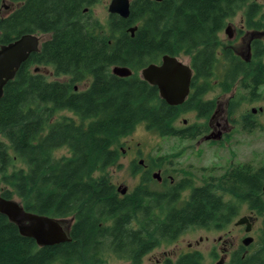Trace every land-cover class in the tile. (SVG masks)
Wrapping results in <instances>:
<instances>
[{"label": "trees", "instance_id": "16d2710c", "mask_svg": "<svg viewBox=\"0 0 264 264\" xmlns=\"http://www.w3.org/2000/svg\"><path fill=\"white\" fill-rule=\"evenodd\" d=\"M6 1L18 7L2 16ZM97 1L0 0V45L23 34L50 35L3 88L1 197L17 198L31 213L74 218L69 242L39 248L0 215V264H101L106 251L139 264L152 249L173 243L189 228L219 229L228 223L229 204L218 193L261 189L263 168L254 170L252 188L231 171L208 178L184 201L179 196L184 185L162 192L139 186L119 197L107 169L117 161L115 144L138 125L172 137L177 135L173 122L186 109L204 115L213 103L199 99L214 82L224 92L238 82L253 95L264 86L261 45L255 46L254 62L226 57L228 67L237 69L214 79L216 33L224 19L243 10L247 27L261 30L264 7H254V0H130L129 17L110 15L104 27L89 12ZM134 26L131 36L128 29ZM165 55L188 57L194 72L192 93L182 106L167 105L157 88L138 75ZM34 65L50 66L54 77L68 79L48 80L31 70ZM115 66L132 75L116 77L111 73ZM62 112L78 120L65 115L54 119ZM62 148L69 155L55 157ZM258 240L252 259L240 264H264V221Z\"/></svg>", "mask_w": 264, "mask_h": 264}, {"label": "flooded vegetation", "instance_id": "af4514ba", "mask_svg": "<svg viewBox=\"0 0 264 264\" xmlns=\"http://www.w3.org/2000/svg\"><path fill=\"white\" fill-rule=\"evenodd\" d=\"M253 5L256 8L257 7L263 8L264 2L259 3L254 0ZM16 7H18V5ZM40 36L42 38L45 35H40ZM216 37L219 41L218 57H219V62L222 65L220 66L221 74H223L225 70L235 71L237 69V67H228L227 60H225L226 57L228 56L235 57L238 59L239 62H246V63L252 61L254 62L253 59L255 58L254 57L255 46L261 45V47H264V29L261 30L249 29L246 25V19L243 10L237 11L232 16L224 19L221 29L216 33ZM44 41H41V39L39 40V48ZM238 44H244L243 49H242V45L240 46V48H238L237 47ZM160 62L161 60L156 65H159ZM263 62H264V55L262 56V63ZM188 65L190 66V64ZM34 67L35 68L32 69L34 73L39 72L43 75L45 74L44 73L46 69L45 67L47 66L34 65ZM245 70L247 71L248 69ZM140 71L138 75L141 78ZM193 75L194 72L192 70V78ZM241 87L242 86H240V84L237 82L236 84L233 85V87L229 91L231 92L239 88L243 90V88ZM262 87L264 86H261L258 89H256V93ZM76 89L77 88L75 87V90ZM219 89H222L221 86H219ZM244 91L247 92L249 90L244 89ZM191 93H192V88L190 83L188 96L186 97V99L182 104L177 106H182L189 99ZM208 93L203 94V96L201 95L199 99L201 103H206V102L213 103L211 109H208L204 115H201L198 112L197 108L186 109L183 113H181V114L191 113L197 119L202 121L208 119L206 121V124L190 125L187 123L186 120H183L182 127H176L174 121L173 127L175 128L177 135L172 136L170 138L180 139L178 136L183 134L185 135V138L180 140L196 141L197 143H199V141H203V142L217 144L220 147L226 145L227 143L229 144L233 134L231 124H234L235 121L232 120L231 118L227 119L226 117L221 116L225 112L221 109L222 104L220 99L216 101L206 100V99L203 100V97H205ZM247 93L250 94L251 99L255 98L256 96V93L254 95L251 94V92H247ZM229 98H230L229 100H231V98H233V95L231 94ZM259 111H261V109H259ZM255 113L256 110L254 108H251L250 114L240 120V122H242L240 124L243 132L249 133L250 128L254 127L255 124L251 120L252 118L251 116L252 114ZM207 137L210 138L206 139ZM190 153L191 152L189 151L187 152L188 155ZM121 155L123 156L127 155L126 157L129 158L127 171L130 174V176L135 179V185L131 191H128L127 186H123V185L119 186V188L116 189V192L119 197H123L129 194L136 187L139 186H143L145 190L153 192L154 190L151 189L152 185L161 187L162 189H164V191L171 190L172 188L174 189L179 185L182 186L184 185L186 186V188L183 191H181L180 194L186 190L188 192L186 197L187 199L192 189L203 186L206 180L211 177L208 176L207 179L205 178L200 179L199 176L195 177L193 174L190 175L188 172L186 173L183 172L181 169L176 168L177 164L174 161V156H169V157L168 155L161 156L157 152L154 154L148 153L144 155L140 149H136V148L132 149L131 147H128L127 150L121 149ZM119 158L120 157L118 154L117 161L119 160ZM189 167H191V165ZM261 168H263L264 170V166L254 167L253 164L250 162L234 163V164H230L228 168L224 169L220 175H218L217 177L213 176V178L219 179L229 175L231 171H235L236 174L234 175V178L235 179L238 178V180H243L249 188L250 187L252 188L254 182V178H253L254 170H258ZM198 172H200V170H198ZM200 180L201 183H199V185L194 184V182ZM260 188H261L260 190H257L259 191L258 193H253V190L251 189L250 193L248 192L242 195L218 193V196H220L221 200L224 203L229 204L228 206L229 212L227 213L231 219L224 226H221L219 229H216L220 232H223V235L219 236L216 240L217 242L222 244L220 248L219 259L217 258V255L215 253L214 254L212 253L210 255V259L212 262H214V264H225L227 262L226 261L227 259L229 260L228 264H240L242 260L246 259V261H248V259H252L254 251H250V246L253 245L254 238L251 235L254 233H261L262 222L264 221V178L260 182ZM123 189H125V193L122 195L118 192V190L121 191ZM241 219H243V223L237 225V222ZM190 229L192 228H189L186 231ZM225 229L226 231H224ZM247 238H250L251 241L248 243V245H245L243 244V242ZM201 241L202 239L199 238V240L195 242V245H198ZM155 249H157V247H155L149 253L143 256L139 264H142L143 258L148 256ZM193 259H196L197 262L196 264H200L201 263L200 252L196 250L195 247L192 246V244H187L186 249L182 251L174 250L172 253L164 252L160 259H154L153 261L155 264H193L192 262ZM149 261L152 262V259L149 258Z\"/></svg>", "mask_w": 264, "mask_h": 264}, {"label": "rangeland", "instance_id": "374dc122", "mask_svg": "<svg viewBox=\"0 0 264 264\" xmlns=\"http://www.w3.org/2000/svg\"><path fill=\"white\" fill-rule=\"evenodd\" d=\"M256 2L262 3L264 0H255ZM110 0H98L90 8L89 12L95 20L100 25L106 27L108 20V11L107 6ZM18 5V3H10L8 1L3 3L2 7V16L10 14ZM41 41L47 40L50 35L46 34L41 38L40 35H37ZM39 39V40H40ZM242 49L244 44H238L237 47ZM184 64H189L188 57H178ZM220 62L217 64L215 70L214 79L219 78L220 76ZM33 66L31 68L34 69ZM45 76L48 80H67V77H54L52 68L50 66L45 67ZM215 81V80H214ZM213 81V82H214ZM87 87V83L80 86L81 89ZM233 95V98L229 100L230 95ZM221 97V98H220ZM219 100L221 101L222 110L225 112L221 116L226 117L227 119L231 118L235 121L232 126V138L230 139L229 144L223 145L220 147L217 144L208 143L199 141H185L177 138L170 137H160L153 132H149L141 124L135 127V129L127 136L120 139L116 144V150L119 154V160L113 166L107 169L110 182L114 185L115 190L119 186H127L128 191H131L135 185V179L130 176L128 173V159L125 155H121V149L127 150L128 147L132 149H140L144 155L148 153H158L161 156L168 155L174 156V161L176 162V168L181 169L183 172H188L190 175L193 174L195 177L207 179L208 176L217 177L222 173V171L229 167L230 164L234 163H244L250 162L254 167L264 166V87L260 88L256 93L255 98L251 99L250 94L243 91L242 89H236L234 91L224 92L222 89H219V86L216 82L213 83V86L209 93L203 97V100ZM251 108L256 110L255 114H252L251 120L254 122V127L250 128L249 133H245L241 129L240 120L250 114ZM261 109V111H259ZM62 115L72 117L75 120H78L76 116L71 113L62 112L57 114L54 119H59ZM186 120L188 124H206L208 119L205 121L197 119L193 114H180L176 120V127H182V121ZM191 152L189 155L187 152ZM69 153L65 148L57 150L55 152V157L68 156ZM119 164V165H118ZM191 165V167H189ZM18 167V166H17ZM200 170V172H198ZM200 181L194 182L195 185H199ZM151 189L155 192H162L164 189L161 187L152 185ZM188 192L185 190L180 194V200L184 201L187 197ZM14 199H17L13 197ZM180 203V202H178ZM180 205V204H178ZM231 228V227H230ZM228 230V229H227ZM226 231V229L224 230ZM223 232H220L214 228L211 229H200L192 228L185 233H183L176 241L169 244H161L152 251L148 256L143 258L142 264H155L154 259H160L162 254L172 253L174 250H184L186 249L187 244H192L196 250L200 252L201 263L200 264H214L211 261L210 255L215 253L219 259L221 243L217 242V238L222 236ZM254 238V243L250 246V251L257 250V243L260 236V233H254L251 235ZM202 239V241L195 245V242ZM206 238V239H205ZM264 257V255H263ZM149 258L152 259V262L149 261ZM225 264H228L229 260H226ZM101 264H133L131 261L123 260L111 253L106 251L102 258Z\"/></svg>", "mask_w": 264, "mask_h": 264}, {"label": "water", "instance_id": "95a60500", "mask_svg": "<svg viewBox=\"0 0 264 264\" xmlns=\"http://www.w3.org/2000/svg\"><path fill=\"white\" fill-rule=\"evenodd\" d=\"M160 2L161 0H152ZM130 0H110L107 11L109 15H118L122 19L129 17ZM136 27L128 29L133 36ZM39 51V37L34 34H23L5 45H0V98L4 86L14 79L20 66L29 56ZM36 71V70H35ZM111 73L119 78H127L132 72L125 67L115 66ZM140 76L150 86L158 90L159 97L169 106L184 102L189 94L192 69L176 57L165 55L159 65L150 64L140 71ZM207 137L206 139H209ZM125 193V189L119 191ZM0 215L13 224L21 237L31 239L39 248L50 247L69 242L70 227L74 218L59 219L38 215L26 211L18 199H5L0 194ZM243 223V219L237 225ZM250 238L244 240L248 245Z\"/></svg>", "mask_w": 264, "mask_h": 264}]
</instances>
